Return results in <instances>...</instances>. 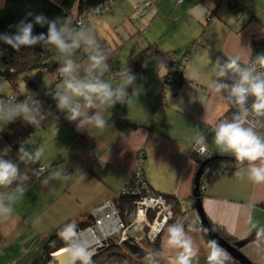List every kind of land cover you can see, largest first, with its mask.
<instances>
[{"label":"crops","instance_id":"0c3cea01","mask_svg":"<svg viewBox=\"0 0 264 264\" xmlns=\"http://www.w3.org/2000/svg\"><path fill=\"white\" fill-rule=\"evenodd\" d=\"M177 1L170 2L174 3L172 7L177 17L186 16L188 24L194 23L193 26L196 23L188 14V9L197 3L213 5L210 15L201 24L200 33L194 32L193 26L182 30V36L186 39L184 46L192 49L185 52L184 58L188 60H182L178 66L182 71L180 84L164 83L166 73L162 68L149 69L147 73L146 65L135 69L132 72L137 77L136 84L142 86V92L137 98L133 96L129 104L119 106L118 103L108 110L110 126L105 130L94 127L78 130L77 122L59 119L57 129L44 128L47 132L43 138L36 137L40 130L34 133L29 131L30 135L23 143L29 147L43 145L46 149L40 163L26 165L19 162V148L14 150L6 139L0 138V153L10 148L4 158L17 162L20 171L27 170L31 177L24 203L22 201L15 206V213L8 222L0 223V250H8V246L24 239L25 231L29 229L33 232L31 238L35 237L36 254L41 242L52 230L68 222L88 220L89 211L119 195L135 170L139 153L145 160V179L154 191L174 194L184 201H190L198 166L196 159L199 158L193 153L192 128H198L207 135V155L230 156L219 153L212 144V130L216 123L231 115L227 103L208 88V81L213 76L209 58L214 62L218 57L240 55L247 60L249 55L264 52V0H234L239 6L235 12L229 8L230 0ZM136 2L142 4L145 0ZM154 12L152 9L151 13ZM50 79L51 84L57 82L55 76H50ZM113 82L115 84L119 80ZM132 90V87L127 90L130 95ZM171 104H179L180 111ZM53 109L49 107L46 110L55 117L56 111ZM105 116L107 118V113ZM39 165L50 168L49 173L63 166L71 178L67 181L50 178L49 185H44L40 182L43 177L34 179L30 174V169ZM235 171L230 174L220 172L208 179L201 199L203 211L211 223L223 228L229 236L237 241H247L241 251L250 261L264 264V260L258 258L250 247L254 234H240L233 227H240L245 221L246 210L264 215V185L239 180ZM80 173L84 179H81ZM237 205L242 207L238 210ZM36 216L42 217L39 225L33 223ZM189 218L191 215H188L187 221ZM258 218L263 221L262 216ZM185 227L187 229L188 226ZM189 235L199 248V264H207L206 238L200 231L189 232ZM165 239L166 230L160 240V250L163 252L160 264H174L176 250L166 248ZM0 259L12 263L17 258L6 254Z\"/></svg>","mask_w":264,"mask_h":264},{"label":"clouds","instance_id":"9594fccd","mask_svg":"<svg viewBox=\"0 0 264 264\" xmlns=\"http://www.w3.org/2000/svg\"><path fill=\"white\" fill-rule=\"evenodd\" d=\"M182 3L183 0H180ZM211 3L195 4L188 9V14L197 22H203L210 15ZM46 28V32L34 33V28ZM12 33H0V44L15 52L22 48L37 45L50 46L57 53L59 67L57 73L60 82L54 88H48L56 102L58 111L65 114L70 122H77L78 130L94 127L103 131L108 128L110 113L108 110L116 104H129L142 92L137 85V77L128 66L113 73L109 64V52L98 41L94 30L84 20L76 25L65 18H49L44 13L27 12L25 18L14 26ZM85 57L77 55L79 50ZM249 53L250 48H247ZM4 49H0V56ZM213 76L208 81L209 90L234 109L228 118L219 120L212 130V144L221 154L230 155L237 165L235 176L239 180H248L256 185H264V52L249 55L244 60L240 55L226 59L217 58L214 62ZM165 73L166 65L159 64ZM119 82L114 84V80ZM132 87L131 95L128 88ZM25 99L16 96L0 97V125L6 126L17 119L37 130H42L43 123L53 114L44 109L35 94L26 91ZM180 111L179 104H171ZM107 113V118L105 116ZM55 127V123H54ZM196 150L199 154L208 153L207 135L198 128H192ZM10 148L0 153V223L8 222L15 213V206L26 198L31 177L28 171H20L19 164L12 159H5ZM45 147H29L22 143L17 151V159L26 165L40 163L45 154ZM49 185L50 178L67 181L71 178L63 166L49 173L46 167L35 170L34 175ZM81 174V173H80ZM81 179H84L81 174ZM239 210L242 206L237 205ZM248 233L254 232L251 241L253 253L264 260V224L258 221L250 210L244 212ZM35 225L42 223V217L36 216ZM193 221L186 229L183 221L167 225L165 247L176 250L174 264H199V248L189 232L200 231ZM63 242L62 251L68 256L69 264H94L95 249L90 241L81 238V233L74 223L64 224L59 232ZM207 264H229L232 257L218 242H207ZM163 252L152 249L146 252L144 264H160ZM123 264H127L124 261Z\"/></svg>","mask_w":264,"mask_h":264},{"label":"rangeland","instance_id":"374dc122","mask_svg":"<svg viewBox=\"0 0 264 264\" xmlns=\"http://www.w3.org/2000/svg\"><path fill=\"white\" fill-rule=\"evenodd\" d=\"M148 1L151 2L152 8L140 16V15H137V13L134 9L135 4H137L136 0H116L115 2H113L109 6L108 10L106 8H104L99 15H97V16L90 15L88 18V21H87L88 26L91 27L95 31L96 35L100 39L105 41L104 45H105L106 50L109 52V54L112 53L113 60L117 61L121 66H124V67L127 66L130 59H132L134 56H136L141 51H143L148 44L152 45L161 54H167V55L170 54L172 56V59H175V60L180 59L177 62L179 63V65H181L182 60H184L185 62H186V59L188 60V58H186V59L184 58L186 56L187 50L191 51V49H192V47H189L186 45L184 46V41L186 39H184L182 36V30H185V28H187V27L193 26L194 23H193V25L188 24L189 19H187L186 16L177 17V12H175L173 10V7H172L173 4L175 3L174 0H148ZM171 1H173L174 3L171 4L170 3ZM2 2H3V0H0V6H1ZM229 8H230L231 12H235L233 10V8H234L233 5H230ZM152 9L155 10L154 13H151ZM236 10H237V8H236ZM210 20H211V17H210ZM195 23L196 24H195V26H193V30L195 29L194 32L200 33L201 32L200 28H201L202 22L195 21ZM48 50L50 53V55L48 57V61L58 62L57 53L55 52V50L52 49L50 46H48ZM184 53H185V55L183 56ZM80 56L81 57L86 56V53L82 49L80 50ZM144 68H145L146 73H147L149 71V69H158L160 67H158L157 62H151L149 64H146V66ZM134 70H133V72H135ZM113 73L115 74L117 72L113 71ZM28 74H29L28 76L31 79V82L35 85V87L30 85L27 81H24L23 76H21L18 79L16 89L12 88V86L7 81H2L0 83V97L16 96L18 98V100L22 101L23 99H25L24 94H25V88H26V91L34 93L35 98L37 97V99L40 100L43 104L45 97L46 98L49 97L45 93L48 91V88L51 87L50 76L44 75V74L43 75L38 74L37 72H31ZM119 106H121V105L119 104ZM52 107L56 111V112L54 111L55 117L53 115V116L49 117L43 123L42 130H40L36 136L38 139L43 138L45 136V133L47 131H45L44 128L50 127L52 130L57 129L59 127V121H58L59 119L67 120L65 118V114L56 109V103ZM121 113H122V115H124L123 112H121ZM228 113H229V110H228ZM229 115H230V113H229ZM54 123H55V127H54ZM9 125H10V123L7 124L6 126L0 125V138L2 140L5 139V134L9 137L12 136L11 129L9 128ZM27 127H29V129H30L29 130L30 133H34L35 131H37V129L33 128L30 125H27ZM48 132H50V131H48ZM193 149H194L193 153H195V156L199 157L198 159H196L197 164H198V161H200V163H201V162L211 158V156L207 155V153L204 155H201V154H199V152L196 150L195 147H193ZM135 169H136V161H135ZM206 169H209L211 172H216L214 175L220 173V170L215 169V168L210 169L209 167H206L204 169L202 176H201V179L199 180V190L198 191L200 194V199H202V196L204 194V191L206 188V182L208 181V179H210L213 176V175H210V176L204 175V174H206V172H205ZM133 172H132V174H133ZM30 174H31V171H30ZM144 177H145V173H144ZM203 178L206 179V182L203 181ZM127 185L128 184L126 183L122 187V189L120 190V193H119L120 196L126 195V194L123 195L122 193L125 192ZM146 194L151 195V196H163V197L168 196L171 198V201L166 202V205H165L166 211L167 212L170 211L172 214L171 220L169 223H167V225L173 223L172 222L173 220H179V221L184 220L185 226L192 223L193 221H196L197 222L196 226L200 229V232L202 233V231H204L201 228L200 222H198V217H197V214L193 208V204H191V205L188 204L189 206H187L185 209H182L180 204L181 203L187 204L186 202H188V201H184L174 194L173 195H166V194L156 192L152 189V187L148 184V182H147ZM114 199L115 198L108 200V201H106V202H104L98 206H101V205H104L107 203H111L113 205L114 209L116 211H119L118 208L116 207L117 205L115 204ZM22 203H24V201ZM172 203H174V204H172ZM201 204H202V202H201ZM173 205L177 209V211L179 213L178 215H174L175 212L173 210ZM190 207H192L191 212H190ZM133 211H134V209H133ZM90 212L91 211H89L87 213V215L89 217H90ZM188 215H191V218H189V220H188L189 222L187 221ZM253 215L258 221H260L261 224H264V215L263 214H253ZM258 216H262L263 221H261V219L258 218ZM133 218L134 219L131 222H128L126 224V222L122 221V219L120 218V213H118V219L120 221V224L123 227V228H119L120 232H122L123 230H127L128 235L132 232L133 223L135 222V213H134ZM206 219L209 221L207 216H206ZM229 222L230 221H228L227 223H229ZM68 223H71V222H68ZM74 224H76V223H74ZM91 224H92V221L90 222V224H88V226H90ZM167 225L165 228H163L161 230V233L158 236L157 240L153 241L152 244H155V242H157L158 240H161V236L164 233V231L166 230ZM232 225H233V223H232ZM109 227H112L115 230L114 223H109ZM233 227L236 228V230L240 234L248 233V227L244 221L242 222L240 227H236L235 225H233ZM25 232H26L25 233L26 235H25L24 239L20 240L18 243L14 242L12 245L8 246L7 247V248H9L8 250H6V249H5V251H2V249L0 250V256H3V255L6 256V254H12V256H14L17 259H15L12 263H11V261H3L2 259H0V264H17V263L18 264H31L34 261L35 247H36L35 242H34L35 237L31 238V235L33 232L30 231L29 229L26 230ZM252 234H254V232ZM250 235L251 234H249V236ZM202 236L205 239L203 233H202ZM117 238H118V236L116 237V241L119 242V240H117ZM148 240L149 239H147L145 242L143 241L142 243H144V244L140 243V244H142V247L140 244H137L134 246H137V247L140 246L141 248H144L147 250L148 249L147 245L148 244L150 245ZM241 242L244 243L246 241H241ZM39 244H40V242L37 244V246ZM249 244L251 247V243H249ZM60 252H63V251L61 250V251L55 253L54 255L59 254ZM122 252L126 253L125 249H122ZM240 252L242 253L241 249H240ZM1 253H2V255H1ZM61 254H63V253H60L59 255H61ZM98 254H99V251L97 250V251H95V255L93 257H95ZM160 261H161V259H160ZM250 262L252 264H254L252 261H250ZM111 264H122V263H111Z\"/></svg>","mask_w":264,"mask_h":264},{"label":"trees","instance_id":"16d2710c","mask_svg":"<svg viewBox=\"0 0 264 264\" xmlns=\"http://www.w3.org/2000/svg\"><path fill=\"white\" fill-rule=\"evenodd\" d=\"M110 0H3L0 6V33L15 31L14 26L20 20L25 18L27 12L33 13H44L49 18L62 17L70 19L75 25L77 18L84 12H88L97 7H102L107 4ZM46 32V28H40L36 26L34 33ZM96 34V33H95ZM98 41L105 48V41L100 39L96 35ZM0 49H4V55L0 56V83L7 81L12 88L16 89L18 79L23 76L24 81H27L30 85L35 87L29 78L31 72H37L38 74H44L49 76H55L58 82L60 80L57 68L59 63L55 61H48L50 55L47 46L37 45L33 48H22L19 52L13 51L6 45L0 44ZM106 49V48H105ZM77 55L80 56V50ZM109 64L112 67V71L118 72L122 67L117 61L113 60L112 53L109 54ZM151 62H157L159 64L166 65L168 71L163 77V82H171L173 84H180L182 82V71L178 68L179 64L175 59H172L171 55L161 54L152 45L148 44L143 51L130 59L127 66L133 71L134 69L143 67ZM57 82L52 83L50 88H54ZM49 97H45L43 101L44 109L52 107L56 102ZM37 99V97H36ZM12 136L9 137L5 134V139L8 144L17 150L20 145L29 137V129L21 119H17L11 122L9 125ZM200 161H198V164ZM41 166V165H39ZM43 166V165H42ZM37 167V166H34ZM32 167V168H34ZM210 169H219L222 173L230 174L237 169L236 163L226 162H215L208 166ZM31 168V169H32ZM48 168V167H47ZM30 169V171H31ZM50 168H48V172ZM33 177V176H32ZM134 197L130 195L115 197L114 201L119 210L120 218L122 221L131 222L134 218V211L132 202ZM189 205L193 204L192 201H188ZM174 204V203H172ZM174 215H178V211L173 205ZM88 216V215H87ZM179 220H173L176 222ZM208 221V220H207ZM90 217L88 220L80 221L76 223L78 230L84 229L90 224ZM210 227L216 231L219 236L227 241L230 245L235 246L236 243H242L229 236L223 228L210 223ZM189 225V224H188ZM187 225V226H188ZM63 226V225H62ZM60 226L57 229L52 230L40 244L38 252L35 254L34 261L31 264H46L52 260V255L61 251L64 248L63 242L59 239L58 232ZM204 237L206 234L202 231ZM160 240L155 244H148V249L141 248L140 246H134L130 243H124L122 246L110 244L99 251V254L93 257L94 264H111V263H122L127 261V264H144L143 258L147 251L152 249L160 250ZM249 242V241H248ZM246 242L242 243L243 245ZM150 246V247H149ZM125 249V252H122ZM229 264H238L233 259Z\"/></svg>","mask_w":264,"mask_h":264},{"label":"built area","instance_id":"2783aa9c","mask_svg":"<svg viewBox=\"0 0 264 264\" xmlns=\"http://www.w3.org/2000/svg\"><path fill=\"white\" fill-rule=\"evenodd\" d=\"M113 1L114 0H110L102 7L100 6L88 12H84L77 18L75 25L81 20L86 22L90 15H99L104 8L108 10ZM178 3H180V0ZM151 6V3L148 0H145L144 3L137 4L134 9L138 15H143ZM221 59L226 58L222 57ZM227 105L231 115L234 109L231 105ZM40 167L41 166H37L31 169V174L34 179H40L47 174V172H45L42 176L37 178V176L34 175V172ZM205 172L206 174L204 175L207 176L214 175L216 173L211 172L209 169H206ZM203 181L206 182V179L203 178ZM127 184L126 190L122 194L134 197L132 202L135 213L133 230L129 235L127 230L120 232L119 228L123 227L118 219L119 211H116L111 203L93 208L90 212L92 224L79 231L81 233V238L86 241H90L95 251H100L110 244H115L117 246H121L124 243L137 245L143 241L145 242L147 239H149V243L152 244L153 241L157 240L161 230L165 228L167 223L171 220L172 214L170 211L167 212L165 208L166 202H168L167 199L163 196H151L146 194L147 182L144 177V156L142 154L137 155L136 169ZM180 205L182 209L189 206L188 204L182 203ZM109 223H114L115 230L114 228L109 227ZM117 236V240H119V242L116 241ZM55 258L56 256L53 254L52 260L46 264H58L55 262Z\"/></svg>","mask_w":264,"mask_h":264},{"label":"water","instance_id":"95a60500","mask_svg":"<svg viewBox=\"0 0 264 264\" xmlns=\"http://www.w3.org/2000/svg\"><path fill=\"white\" fill-rule=\"evenodd\" d=\"M229 7L230 5H233L234 8L233 10L236 11V8L239 7L234 0L229 1ZM215 162H226V163H235L233 158L231 156H212L210 159H207L203 162H201L196 169V172L194 174L193 178V190H192V196L190 197V201L193 203V208L197 214L198 217V222H200L201 228L205 231L206 233V245L209 240H214L218 242V244L227 251V253L230 254V256L233 258L235 262L238 264H252L239 250V248L242 246V243H236L235 246L230 245L227 241L222 239L219 234L214 231L204 213L202 210V205H201V199H200V194L198 191L199 187V180L201 179L202 173L206 167L211 165L212 163ZM55 262L58 264H69V258L66 254L63 255H58L55 258Z\"/></svg>","mask_w":264,"mask_h":264},{"label":"bare ground","instance_id":"6f19581e","mask_svg":"<svg viewBox=\"0 0 264 264\" xmlns=\"http://www.w3.org/2000/svg\"><path fill=\"white\" fill-rule=\"evenodd\" d=\"M205 154H206V153H205ZM198 190H199V187H198ZM201 205H202V204H201ZM202 210H203V207H202ZM203 213H204V211H203ZM204 215H205V213H204ZM205 217H206V216H205ZM242 246H243V244H242ZM242 246H241V247H242ZM241 247L239 248V250L241 249ZM60 253L65 254L64 252H60ZM60 253H59V254H60ZM59 254H56V255H54V256H57V255H59ZM63 254H61V255H63ZM59 256H60V255H59Z\"/></svg>","mask_w":264,"mask_h":264},{"label":"flooded vegetation","instance_id":"af4514ba","mask_svg":"<svg viewBox=\"0 0 264 264\" xmlns=\"http://www.w3.org/2000/svg\"><path fill=\"white\" fill-rule=\"evenodd\" d=\"M165 198L167 199V201H168V202H170V201H171V198H170V197L166 196ZM191 208H192V207H190V212H191ZM141 243H142V242H141ZM139 244H140V243H139ZM142 244H144V243H142ZM142 244H140V245H141V247H142Z\"/></svg>","mask_w":264,"mask_h":264}]
</instances>
